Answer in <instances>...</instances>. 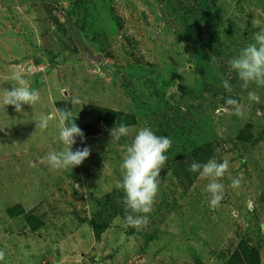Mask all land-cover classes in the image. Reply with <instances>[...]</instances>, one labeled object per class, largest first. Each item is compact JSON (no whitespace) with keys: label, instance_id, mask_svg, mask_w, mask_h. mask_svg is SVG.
<instances>
[{"label":"rangeland","instance_id":"374dc122","mask_svg":"<svg viewBox=\"0 0 264 264\" xmlns=\"http://www.w3.org/2000/svg\"><path fill=\"white\" fill-rule=\"evenodd\" d=\"M261 29L264 0H0V96L14 72L40 94L19 113L0 103V264H236L246 243L264 264V87L243 88L227 63ZM229 96L245 118L224 110ZM97 107L131 114L129 135L111 139ZM56 108L89 126L72 150L90 155L72 169L44 160L65 147ZM145 126L172 143L147 223L133 228L117 181ZM211 158L229 161L214 209L209 181L189 171Z\"/></svg>","mask_w":264,"mask_h":264},{"label":"clouds","instance_id":"9594fccd","mask_svg":"<svg viewBox=\"0 0 264 264\" xmlns=\"http://www.w3.org/2000/svg\"><path fill=\"white\" fill-rule=\"evenodd\" d=\"M253 41L241 48L238 54L227 61L230 69L235 71L242 81V87L247 89L250 83L257 87H264V29L253 34ZM13 81L11 89H3L0 103L5 107L11 105L16 112L22 111V106L35 104L40 100L39 91L31 88L25 75L14 72L11 75ZM222 87L232 91L229 79H224ZM248 99L259 103L260 98L255 91L248 92ZM72 105L78 103V99H70ZM224 110L238 118H245L244 106L232 97L224 98ZM55 118L59 122L58 139L65 146L63 150L51 151L44 160L53 169H68L79 166L90 155V148L85 146L72 150V145L79 137L84 141V133L74 122L72 111L67 108H56ZM49 117L41 116L35 123L36 127L45 130L49 126ZM130 129L121 123L110 130L111 139L119 141L129 135ZM171 139L168 136L157 135L150 127H140L136 130L131 142L121 157L119 168L121 179L117 181V187L122 190V204L125 209L124 221L127 226L139 228L147 223V213L151 211L160 184V171L164 168L168 157L165 155L171 147ZM229 169L228 159L217 161L209 159L205 163L193 162L189 171L199 173L201 179L209 182L205 185L208 204L211 209L219 206L224 195V184L221 179ZM242 176L232 178L231 187L238 188ZM5 252L0 250V261H4Z\"/></svg>","mask_w":264,"mask_h":264},{"label":"trees","instance_id":"16d2710c","mask_svg":"<svg viewBox=\"0 0 264 264\" xmlns=\"http://www.w3.org/2000/svg\"><path fill=\"white\" fill-rule=\"evenodd\" d=\"M96 115L98 119L103 123L104 127H106L109 130L115 127V125L118 126L121 123L127 125L134 120L131 114L105 107H97ZM72 118L75 119L74 122L82 130L84 135L88 134L87 129L89 128V126L83 125L82 123L79 122L78 119L74 118L73 116ZM90 225L92 226L94 232L98 228L105 227V224L97 223V221L95 222V220H91ZM240 248L241 251L239 250L234 251L232 256L234 259H236V264H259V257H258L259 253L253 245L246 243L242 245Z\"/></svg>","mask_w":264,"mask_h":264}]
</instances>
